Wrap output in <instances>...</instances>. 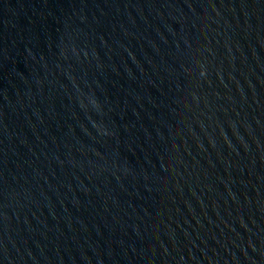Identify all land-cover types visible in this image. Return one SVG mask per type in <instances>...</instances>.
Segmentation results:
<instances>
[{"label":"water","instance_id":"95a60500","mask_svg":"<svg viewBox=\"0 0 264 264\" xmlns=\"http://www.w3.org/2000/svg\"><path fill=\"white\" fill-rule=\"evenodd\" d=\"M0 264H264V0H0Z\"/></svg>","mask_w":264,"mask_h":264}]
</instances>
